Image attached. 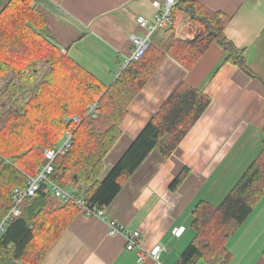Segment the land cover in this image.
<instances>
[{"label":"trees","instance_id":"1","mask_svg":"<svg viewBox=\"0 0 264 264\" xmlns=\"http://www.w3.org/2000/svg\"><path fill=\"white\" fill-rule=\"evenodd\" d=\"M181 12L199 27L193 40L171 35L163 44H153L106 85L48 37L33 0H0V107L5 106L0 112V219L11 210L13 190L24 188L37 176L45 162L44 151L61 144L65 133L72 134L71 147L54 161L50 181L63 189H77L79 196L100 209L113 203L151 152L169 158L210 105L206 95L187 84L173 92L101 180L105 160L122 138L121 126L130 104L167 57L192 69L216 43L228 53V60L253 74L243 53L226 37L227 23L220 13L194 0L178 2L173 9L175 21ZM40 63L48 66L43 81L21 107L14 109L13 102L6 106L5 99L17 101L25 82L33 83ZM11 73L25 85L11 81L2 89V80ZM95 104L96 118L88 115ZM65 117H77L79 123L66 122ZM186 176L184 170L170 188L176 190ZM263 197L264 141L261 154L220 205L200 202L196 206L192 223L196 236L178 264H229L228 241ZM21 212L1 238L0 264H41L80 210L42 185L35 197L22 203Z\"/></svg>","mask_w":264,"mask_h":264},{"label":"crops","instance_id":"2","mask_svg":"<svg viewBox=\"0 0 264 264\" xmlns=\"http://www.w3.org/2000/svg\"><path fill=\"white\" fill-rule=\"evenodd\" d=\"M154 0H33L48 37L106 85L123 70L144 36L137 18L153 21ZM226 21V37L243 57L248 74L218 44H212L192 69L167 57L129 106L122 138L105 160L104 179L133 141L181 85L202 92L210 105L167 159L153 151L106 208L110 219L140 231L144 248H167L161 264H178L192 243L193 212L200 202L220 205L263 150L264 0H194ZM198 26L181 12L175 26L152 37L161 44L169 31L193 40ZM182 184L170 185L184 171ZM185 227L181 237L174 230ZM106 221L79 212L41 264H139L123 236H110ZM229 264H264V197L228 241ZM142 264H154L148 258ZM203 264V263H199Z\"/></svg>","mask_w":264,"mask_h":264},{"label":"built area","instance_id":"3","mask_svg":"<svg viewBox=\"0 0 264 264\" xmlns=\"http://www.w3.org/2000/svg\"><path fill=\"white\" fill-rule=\"evenodd\" d=\"M180 0H154L153 4L156 9V14L153 21H149L145 17L139 16L137 18L138 26L145 31L144 36L133 35L132 41L134 49L130 56H128L123 62V70L130 64L139 61L153 46L152 37L159 30L166 27L172 28L175 26L176 21L173 15V9L176 7ZM98 105H92L89 109L88 115L97 117ZM74 123H79L77 117L74 118ZM72 134L67 133L66 138L61 144L54 149L44 151L45 162L41 166L36 177L30 178L27 185L24 188H15L12 192V207L11 210L0 219V241L9 225L18 217L21 216V205L29 198L35 197L42 185H47L53 195L61 199L63 203L74 202L80 212L89 218H98L106 221L109 226V235L118 236L121 235L126 240V250L129 252H135L137 255V262L139 264L144 263L148 258L154 261V264L162 263V255L167 251L166 247L157 245L151 250L147 251L144 248V241L140 231H131L125 226L119 224L116 220L110 219L106 212V209H100L97 206L90 204L82 196H79L78 190L74 188L63 189L57 184L50 181V176L54 172V161L58 156H62L70 149ZM185 227L174 230V236L176 238L181 237L184 233Z\"/></svg>","mask_w":264,"mask_h":264},{"label":"rangeland","instance_id":"4","mask_svg":"<svg viewBox=\"0 0 264 264\" xmlns=\"http://www.w3.org/2000/svg\"><path fill=\"white\" fill-rule=\"evenodd\" d=\"M4 1H6V0H4ZM169 33H170V36H171V35H174V36L176 37V35L172 32V30L169 31ZM170 36H169V37H170ZM169 37H168V38H169ZM168 38H167V39H168ZM167 39H166V40H167ZM166 40H165V41H166ZM165 41H164V42H165ZM164 42H163V43H164ZM163 43H161V44H163ZM156 45H160V44L156 43ZM38 71H39V72H38L37 76L35 77V79L33 80V83H27V82H25V83H26V86L24 87V89H22V90H20V91L18 92V95H17L18 100H17V101H13V100H11L9 97L3 101L4 103H7L6 106H10L9 104L13 102L14 109H15V108H19V107H21L20 104H22V102L26 101V100L29 98L30 94L32 93L31 90H34V87H35L36 85H38L41 81H43V79H44L46 73L48 72V66L44 65L43 63H40V64L38 65ZM26 78H27V77H25V79H26ZM23 79H24V78H23ZM21 80H22V79H17V80H15V79H14V75H13V73H11V74H9V75L7 76L6 79H3V80H2V82H1V88L4 89V88L6 87V85H7V83H8V82H11V81H12L14 84H16V85L19 84L20 86L23 87V85H25V84H24V82H21ZM4 107H5V106H3V105L0 107V112H1V110H2ZM74 118H75V117H70V119H69V117H65V121H66V122H68V121L70 122V121H73ZM73 123H74V121H73ZM69 134H70V133H69ZM66 135H67V134L65 133L63 139L66 138ZM62 141H63V140H62ZM256 159H257V158H256Z\"/></svg>","mask_w":264,"mask_h":264}]
</instances>
